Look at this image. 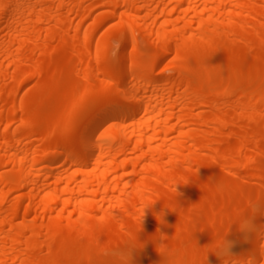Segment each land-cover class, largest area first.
Wrapping results in <instances>:
<instances>
[{
    "label": "bare ground",
    "instance_id": "1",
    "mask_svg": "<svg viewBox=\"0 0 264 264\" xmlns=\"http://www.w3.org/2000/svg\"><path fill=\"white\" fill-rule=\"evenodd\" d=\"M111 20L113 32L96 38ZM114 41L124 45L110 55ZM92 45L65 68L69 53ZM84 62L91 68L80 73ZM263 65L264 0H0V78L11 79L0 86V264H119L115 254L131 247L146 264H204V246L230 227L234 257L224 264H264V238L245 241L233 224L249 189L199 180L253 169L254 200L264 199V153L246 145L264 141ZM230 139L244 146L238 158ZM189 172L191 183L176 186L187 208L160 199ZM232 193L244 197L229 208ZM151 202L143 218L168 237L162 255L159 240L140 247L132 234L115 252L66 240L93 220L135 223ZM163 206L173 211L164 209L161 224L153 213ZM254 222L264 225V215ZM205 264L222 261L209 253Z\"/></svg>",
    "mask_w": 264,
    "mask_h": 264
},
{
    "label": "rangeland",
    "instance_id": "2",
    "mask_svg": "<svg viewBox=\"0 0 264 264\" xmlns=\"http://www.w3.org/2000/svg\"><path fill=\"white\" fill-rule=\"evenodd\" d=\"M93 18H88L85 19L83 24L85 27H88L92 22H93ZM117 23V20H111L108 21L107 23H105V25L100 28V30L97 32L96 34V38L101 37L104 33H112L113 30L115 29V25ZM4 34V33H2ZM124 45V43L122 41H114L112 43V46L109 50V54L112 55L115 50L117 48H121ZM242 44H235V46H241ZM254 44H249V46H253ZM236 50L235 47H233V49H228L224 52V55H229L231 53H233ZM94 51V46L92 45L88 50L87 49H81L78 52L73 51L72 53L68 54L69 57V61L66 64L65 68L66 69H73L75 67V58L76 56L80 55V56H84L87 54V52H93ZM152 52V49L150 50ZM252 55H259L262 54L261 51H256V50H252L251 51ZM174 55V50L171 53V57ZM35 56H37V52H35ZM120 57H117L115 60L118 63L120 61ZM149 60H152V56L148 57ZM104 64L101 62L99 63L97 66L94 67L95 71H98ZM79 72L83 73V72H87L91 67L90 64L87 63H82L79 64L78 66ZM23 68H26L25 66H23ZM161 70V66H157L153 69V73L155 75H157ZM259 72L262 76H264V65L260 67ZM91 79V78H90ZM195 82H199L201 81L200 78H195L194 79ZM35 83V79L33 78L32 80H29L25 83V85L23 86L20 94L17 97V102L19 99V96L22 93H27L29 92ZM2 84H11V79H10V75L7 74L6 76L0 78V86H2ZM212 86L214 87H219L222 85V83L219 80L216 81H212L210 83ZM142 86H140L141 88ZM219 102H223V100L219 101ZM231 109L233 111H237V108L235 106H232ZM204 114L206 112L211 111V117L212 118H216L219 116V112L215 109L213 110H209L206 109L204 110ZM197 112V111H196ZM19 115H17V118L19 119ZM189 123H191V127L196 128L197 126L195 124H193V120L192 118H188ZM204 131L208 132L210 131V128L208 127H204L203 128ZM228 132V130H225V134ZM39 136H35L34 139H38ZM223 139H225V136L223 135L222 137ZM230 144H234L237 146V149L233 150L232 154L235 158H238L242 152L244 151V146L242 143L239 142L238 139H230L229 140ZM246 145L251 149V153L253 155H261L264 153V141L263 142H259L256 144H250L248 142H246ZM226 144H222L221 148L225 149L226 148ZM240 146V147H239ZM243 146V147H242ZM257 167L260 168L261 167V163L257 164ZM38 171V170H37ZM54 172H56V170H54ZM38 173H40V171H38ZM247 174L243 177L240 178H236L234 176H232L230 173H224V172H219V173H213L212 171L207 172V174L202 175L199 180L202 182H210L213 179H217L223 182H226L228 184H232L233 182H235L238 185L241 186H245L249 189V192L247 194V199L252 201L256 198H258V193H257V185H256V178L252 176V174L254 173L253 169H249L247 172ZM192 174L189 172L188 174L185 175V179L190 180L192 178ZM173 188L171 189H166L162 192H157V195H160V199H165V198H171L172 201L174 202V205L176 207H181V208H187V203L184 202L182 203V197H180L181 194H185V191H182L181 193H179V195L175 198V195L173 193ZM197 196L201 195V192H197L196 193ZM244 196H242L241 194H237V193H232L230 196V201L228 203L229 208H231L235 202L239 199H242ZM215 208L217 207L214 206ZM243 210L245 212L248 211V205H244ZM228 218H232L231 215H229ZM182 220V218H180ZM140 220V219H139ZM139 220H137L135 223H130L129 225H127L126 227L120 228L119 227V221L117 222H102L100 220H93L91 222L88 223L86 228H79L73 231H69L68 235L66 236V240L69 242H73L75 245H77L79 248L81 249H85L89 246V244L91 243V240H96L97 245L102 246L104 248H107L113 252H115L118 248H120L121 243L124 241L125 237L127 234H132L135 238L136 243L142 247V245H147L153 241L157 240V237L159 235V233L157 232V230L155 229L153 222H151L150 220H147L146 218H142L141 221V226L139 223ZM226 225V222H224V224L222 225L223 227ZM119 229L121 231H119ZM47 256V251H42L39 253V257L44 258ZM132 264H146V260H145V255L144 253L141 251L139 252H133L132 253ZM98 257H95V261L98 260ZM71 264H89V261H78V260H70Z\"/></svg>",
    "mask_w": 264,
    "mask_h": 264
},
{
    "label": "clouds",
    "instance_id": "3",
    "mask_svg": "<svg viewBox=\"0 0 264 264\" xmlns=\"http://www.w3.org/2000/svg\"><path fill=\"white\" fill-rule=\"evenodd\" d=\"M197 170H198V168L195 170L196 176H197ZM189 183H191L190 180H185V182L183 184H174L172 190H173V193L175 195V198L179 195L176 186L177 185H186ZM223 187L224 186L222 184L218 185L219 190H223ZM154 202L146 203L141 207L140 220H139L140 226H141L142 218L145 215V210L150 209L151 205ZM164 209L171 210L170 207L163 206V209L160 212L153 213L155 215V218L157 219V221L161 224L164 223V219H163V217L165 215ZM171 211H173V210H171ZM261 215H264V199L253 200V201L249 202L248 211L246 213L240 215L236 219V221L233 223V224L237 225V231L242 234L243 240H245V241H248L250 239L255 240L258 236L264 238V225H258L254 222L255 218L257 216H261ZM230 228L226 234L218 235L217 237L212 239V241L208 245L204 246V248H206L205 257H204V264L206 262V259H207V256L209 253H213L215 256L220 258L222 261V264H224V261L226 260V258L234 257L231 253V248L233 247L235 242L227 239ZM157 232L159 233L157 240H159L160 242L156 244V250L160 255H162V253L159 251V249L164 248L165 251H167V248L165 245V240L168 237L163 235L162 233H160L159 229H157ZM142 247H143V245H142ZM134 249H138V248L131 247V248H126V249H123V250H120L119 252H117L115 255L118 258L119 264H132V259H133L132 253H133Z\"/></svg>",
    "mask_w": 264,
    "mask_h": 264
}]
</instances>
